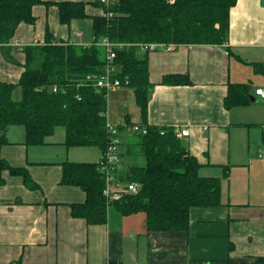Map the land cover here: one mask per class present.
I'll return each mask as SVG.
<instances>
[{
    "label": "crops",
    "instance_id": "0c3cea01",
    "mask_svg": "<svg viewBox=\"0 0 264 264\" xmlns=\"http://www.w3.org/2000/svg\"><path fill=\"white\" fill-rule=\"evenodd\" d=\"M86 9L90 15L104 12L90 4ZM33 14L36 23H21L11 41L15 62L5 59L0 46V81H19L23 48L43 43L47 29L63 41L92 40H77L76 34L72 39L54 4L37 5ZM255 63L263 70L256 71ZM171 74L188 75L190 82L163 85ZM149 77L154 90L147 123L189 130L181 141L201 164L202 176L221 178V205L191 208L185 231H148L146 213L123 216L112 205L105 224H88L72 215V205L86 201L85 192L61 183L67 161L30 155L23 140L12 138L11 126L1 156L27 168L39 187L30 189L23 177L4 173L0 264H264V99L255 94L264 89V0H238L224 45H179L149 53ZM242 83L250 84V102L227 109L229 86ZM124 90L113 95L109 121L121 125L128 116L140 124L138 106L133 117L129 112L116 117L119 107L129 108Z\"/></svg>",
    "mask_w": 264,
    "mask_h": 264
},
{
    "label": "trees",
    "instance_id": "16d2710c",
    "mask_svg": "<svg viewBox=\"0 0 264 264\" xmlns=\"http://www.w3.org/2000/svg\"><path fill=\"white\" fill-rule=\"evenodd\" d=\"M238 0H115L110 6L100 0H0V46L6 60L15 62L10 44L21 23L35 24L33 8L54 4L63 25L91 19L92 40L89 43L57 39L49 29L41 44L23 48L25 62L17 83L0 81V185L4 173L23 177L25 185L37 189L27 168L12 166L1 156L8 144L11 126L25 129L24 144L43 145L60 126L65 128V145L97 147L102 157L98 162L62 163L63 185L77 186L86 201L72 205V215L88 224H105L112 205L123 216L144 212L148 231H185L193 207L219 206L222 203L221 178L200 174L201 164L190 154L174 127L147 123L148 106L154 90L149 77V53L141 44L224 45L231 26V10ZM102 8L111 16L90 15L87 5ZM108 37L116 47L114 64L120 67L117 77L123 87L133 90L140 109L141 125L146 134H134L137 141L127 148L133 159L125 174L117 178L139 187L137 194L124 193L109 202L104 194L105 172L100 164L111 144L108 131L109 98L106 90L94 87V78L104 71L107 51L99 41ZM256 71L263 64L255 63ZM188 75H166L163 85H184ZM20 90L17 99L14 94ZM54 89L57 91L55 92ZM250 84H231L225 107L243 106L250 102ZM126 125H132L126 118ZM123 125V124H121ZM120 130H124L122 126Z\"/></svg>",
    "mask_w": 264,
    "mask_h": 264
},
{
    "label": "built area",
    "instance_id": "2783aa9c",
    "mask_svg": "<svg viewBox=\"0 0 264 264\" xmlns=\"http://www.w3.org/2000/svg\"><path fill=\"white\" fill-rule=\"evenodd\" d=\"M114 1L115 0H100V2L105 6H110L114 3ZM103 15L109 17L111 16V13L104 11ZM76 36L82 37L83 33L77 30ZM99 44L105 47L107 51V63L104 71L101 72L99 76L94 78V87H96L99 91L106 90L107 97L110 98L111 93L116 92L118 89L123 87L121 79L117 77L118 73L120 72V67L114 64V58L116 57L115 48L122 47V45L113 43L108 37L102 38L99 41ZM176 47L177 46L175 44H141V49L143 52H153L159 49L170 52L174 51ZM54 91L56 92L57 90L54 89ZM255 94L264 99L263 88L256 89ZM107 126L111 136V144L103 156L100 168L101 171L105 172L107 184L104 194L107 196L109 202H113L119 200L124 193L137 194L139 191V187L137 185L123 183L117 178L118 166L122 159V154L119 152L122 147L120 135L124 130L132 134H146L147 128L138 123H133L132 125H117L111 123L110 121L108 122ZM120 126H122L124 130H120ZM174 131L176 136L180 139L189 136V130L187 129L174 127ZM260 157H264V153H261Z\"/></svg>",
    "mask_w": 264,
    "mask_h": 264
},
{
    "label": "rangeland",
    "instance_id": "374dc122",
    "mask_svg": "<svg viewBox=\"0 0 264 264\" xmlns=\"http://www.w3.org/2000/svg\"><path fill=\"white\" fill-rule=\"evenodd\" d=\"M91 26H92L91 19H87V20H78V21L72 22V25L70 26L69 29L65 26H62V27L64 30L70 31L72 39L76 37L75 34H76L77 29L82 31L84 34V38H81V37L77 38V40H80V39L91 38L92 36ZM124 89L126 88L122 87L118 89L117 91L120 92L121 90H124ZM124 91H127L129 94L130 104H129V108L119 107L117 109V114H116L117 119L119 117H123L128 112L133 117L134 108L137 109L133 90H131L130 88H127ZM116 92L111 93L110 98H109V102H110L109 106H112L111 103L113 101V95L116 96ZM14 97L17 99L20 97L19 89L15 92ZM10 132L14 140L19 141L21 139L25 141V129L23 126L15 125ZM65 139H66L65 128L60 126L56 129V132L54 133V135L48 138V141L52 144H49V142H47L46 144H43V145L28 146L30 148V155L50 157L55 160H62V161H67V162L96 161L102 156L101 151L97 147L74 146L68 149V147L65 145ZM120 139L122 141V145H121L122 147L119 150V152H121L122 154V159H121V162L119 163V166H122V169L124 171L121 173L124 175L125 172H127L130 166L132 165V161H133V159L127 155V152H126L127 148L131 143L137 141V137H135L134 134L128 133L127 131L124 130L122 131L120 135Z\"/></svg>",
    "mask_w": 264,
    "mask_h": 264
},
{
    "label": "water",
    "instance_id": "95a60500",
    "mask_svg": "<svg viewBox=\"0 0 264 264\" xmlns=\"http://www.w3.org/2000/svg\"><path fill=\"white\" fill-rule=\"evenodd\" d=\"M254 99L252 98V101H253Z\"/></svg>",
    "mask_w": 264,
    "mask_h": 264
}]
</instances>
